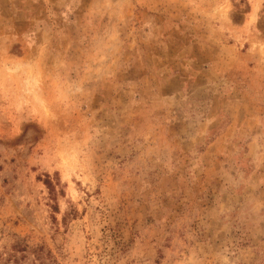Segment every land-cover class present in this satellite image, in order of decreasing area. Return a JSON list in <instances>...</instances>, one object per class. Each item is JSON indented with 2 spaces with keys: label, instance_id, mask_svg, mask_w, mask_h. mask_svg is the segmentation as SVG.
Returning a JSON list of instances; mask_svg holds the SVG:
<instances>
[{
  "label": "rangeland",
  "instance_id": "obj_1",
  "mask_svg": "<svg viewBox=\"0 0 264 264\" xmlns=\"http://www.w3.org/2000/svg\"><path fill=\"white\" fill-rule=\"evenodd\" d=\"M0 264H264V0H0Z\"/></svg>",
  "mask_w": 264,
  "mask_h": 264
},
{
  "label": "trees",
  "instance_id": "obj_2",
  "mask_svg": "<svg viewBox=\"0 0 264 264\" xmlns=\"http://www.w3.org/2000/svg\"><path fill=\"white\" fill-rule=\"evenodd\" d=\"M46 177H47V176H46ZM43 182H44L47 186H49V188H50V186H51V181H50L49 177L45 178V179L43 180Z\"/></svg>",
  "mask_w": 264,
  "mask_h": 264
}]
</instances>
